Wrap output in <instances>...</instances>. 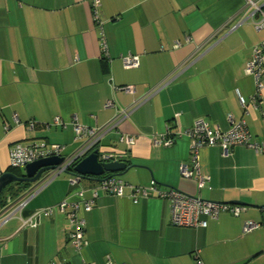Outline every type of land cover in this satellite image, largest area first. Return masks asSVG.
Masks as SVG:
<instances>
[{
    "label": "crops",
    "instance_id": "obj_1",
    "mask_svg": "<svg viewBox=\"0 0 264 264\" xmlns=\"http://www.w3.org/2000/svg\"><path fill=\"white\" fill-rule=\"evenodd\" d=\"M100 1L101 29L88 0H0V173L9 172L8 152L17 143L63 145L61 157L72 160L85 145L75 139L76 118L102 132L95 148L100 155L137 166L118 178L123 184H153L157 191L245 210L201 217L205 228L175 227L169 202L155 193L133 203L127 191L120 197L98 190L90 211L78 206L86 241L81 252L71 244L65 215L54 212L21 230L15 214L0 222V264H105L106 257L113 264H196L197 250L201 264H264V153L245 145L205 146L196 160L205 187L198 188L195 175L180 174L183 165L192 166V140L184 132L197 119L215 132L243 120L251 141L264 143V95L250 103L254 78L244 74L264 39V29L253 26L259 16L249 18L243 0ZM127 55L137 56L138 67L123 68ZM127 86L132 93L118 90ZM133 105L127 119L115 121L116 109ZM161 136L173 143L154 144ZM68 179L58 175L21 216L76 201ZM98 183L79 182L83 199H91ZM7 190L0 212L22 195ZM245 221L259 228L242 234Z\"/></svg>",
    "mask_w": 264,
    "mask_h": 264
},
{
    "label": "built area",
    "instance_id": "obj_2",
    "mask_svg": "<svg viewBox=\"0 0 264 264\" xmlns=\"http://www.w3.org/2000/svg\"><path fill=\"white\" fill-rule=\"evenodd\" d=\"M91 6L92 19L97 26L101 29L102 21L99 17L100 0H88ZM245 7L249 8L248 17L259 16V20L253 23L254 29L260 31L264 29V0H243ZM103 53L107 56L106 48L102 43ZM123 68L132 69L138 67L137 56L127 55L121 58ZM244 74L247 76H253L255 91L252 97L249 98L250 103L255 106V103L264 95V39L252 50L250 60L247 62L244 68ZM125 93H132L134 88L132 86L122 87L118 89ZM111 102H106L105 107H112ZM135 105L126 109H116L114 119L119 122L121 119H127L131 112L134 110ZM54 123H58L55 119ZM34 123L29 122L26 128L29 131L34 129ZM6 130V128H5ZM72 130L75 139L85 140V145L77 152V154L62 165L54 170L44 173L39 179L36 185L29 188L27 191L15 201L9 202L5 207L6 210L0 215L1 224L6 223L15 214H19L20 229L35 228L37 221L43 217H49L54 212L65 215L72 231L69 234L71 244L77 253L86 245L84 239V220L78 217L79 203L83 204V208L86 212L90 211L94 200L97 198V191L107 192L116 196H123L127 191L129 197L137 202L139 199L148 198L151 193L160 198L167 200L170 204V222L172 225L180 227L191 228H205L206 222L201 217H207L210 219H216L221 212H227L230 215L238 216L245 210L244 206L229 205V204H217L199 198L189 197L177 190L167 189L165 191H157L153 184L149 188L131 187L127 184H123L118 178L110 177L100 181L97 187L92 188L91 199H83V188L79 187V178L77 176H69L68 183L70 187L76 188L74 195L78 198L76 201L66 198L53 206L37 209L31 215L26 218L21 216L22 210L27 203L36 196L44 187H46L52 180L58 175L65 174L67 168L72 164L75 159H81L91 153L95 148L97 142L101 138L102 132L98 129H90L81 126L77 123L76 118L72 120ZM186 136L191 138V157L192 166L189 169L186 165H183L180 170L181 177L184 179H190L195 175L199 179L198 188L205 187L204 178L199 176L198 169L196 168V160L198 151L205 146L218 145L224 149L230 146L245 145L251 148L255 153H264V143L252 142L247 130L246 123L243 120L232 123L227 132H215L211 131L207 124L202 119H197L190 130L184 132ZM154 144L162 147H168L173 142L172 139L167 136H161L159 140H153ZM126 143L129 146L132 143L130 138L126 139ZM64 150L63 145L46 144L44 142H32L30 144H13L8 152L9 168L19 170L28 164H33L39 160L50 157H61V153ZM101 161H119L111 158L108 155H100ZM264 212V206L261 208ZM1 213V212H0ZM259 228V224L252 221H245L241 227V233L246 234ZM51 264H62L53 262ZM83 264H93L86 263ZM105 264H113L109 257H106ZM197 264H201L200 261Z\"/></svg>",
    "mask_w": 264,
    "mask_h": 264
},
{
    "label": "water",
    "instance_id": "obj_3",
    "mask_svg": "<svg viewBox=\"0 0 264 264\" xmlns=\"http://www.w3.org/2000/svg\"><path fill=\"white\" fill-rule=\"evenodd\" d=\"M99 156L100 152L94 149L85 157L72 161L73 171L75 176L79 178V182L81 180H95L100 182L110 177L121 178L130 168L137 167L135 165L128 166L126 162L121 161H101ZM64 161L62 157H50L24 166L19 169V171L21 170L19 175L12 172L0 173V194L14 183L36 185L44 173L56 169ZM234 203L241 204L240 202ZM5 210L6 208L1 211L0 215Z\"/></svg>",
    "mask_w": 264,
    "mask_h": 264
},
{
    "label": "trees",
    "instance_id": "obj_4",
    "mask_svg": "<svg viewBox=\"0 0 264 264\" xmlns=\"http://www.w3.org/2000/svg\"><path fill=\"white\" fill-rule=\"evenodd\" d=\"M95 148H96V146H95ZM94 148V149H95ZM94 149H92V150H94ZM9 172H12V173H14V174H17V175H19V173H20V171L19 170H16V169H10L9 168ZM65 174H68L69 176H74L75 175V173H74V171H73V164H71L68 168H67V171H66V173ZM93 181H95V180H93ZM11 186V187H10ZM9 187H8V190L7 191H9V194L11 195V196H13V197H17L18 195H20V194H22V193H24L25 191H27L29 188H30V184H28V183H14V184H12V185H10ZM105 193H107V192H105ZM109 194V193H108ZM110 195H113V194H110ZM113 196H116V195H113ZM1 197H2V194H0V209H2V207H3V205L1 204ZM121 197V196H120ZM129 197V196H128ZM130 198V200L133 202V203H136V202H134L133 201V199L131 198V197H129ZM140 200V199H139ZM138 202V201H137ZM171 223V222H170ZM172 225V224H171ZM173 226H175V227H180V226H176V225H173ZM206 227V226H205ZM186 228H191V227H186ZM195 229H197V228H195ZM194 258L196 259V264H197V262L199 261V259H198V250L194 253Z\"/></svg>",
    "mask_w": 264,
    "mask_h": 264
},
{
    "label": "rangeland",
    "instance_id": "obj_5",
    "mask_svg": "<svg viewBox=\"0 0 264 264\" xmlns=\"http://www.w3.org/2000/svg\"><path fill=\"white\" fill-rule=\"evenodd\" d=\"M21 171V170H20Z\"/></svg>",
    "mask_w": 264,
    "mask_h": 264
}]
</instances>
